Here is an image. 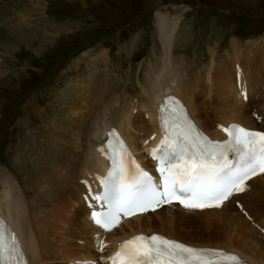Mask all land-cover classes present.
<instances>
[{
    "label": "rangeland",
    "instance_id": "rangeland-1",
    "mask_svg": "<svg viewBox=\"0 0 264 264\" xmlns=\"http://www.w3.org/2000/svg\"><path fill=\"white\" fill-rule=\"evenodd\" d=\"M181 6L170 55L192 63L195 73L208 71L203 87L212 101L219 97L225 109L228 100L236 104V63L244 79L263 74L264 83V0H0V175L18 184L30 209L81 155L74 144L100 99L139 93L149 64L161 59L156 12L174 14ZM199 93L197 111L210 124ZM85 99L81 118L76 105Z\"/></svg>",
    "mask_w": 264,
    "mask_h": 264
},
{
    "label": "bare ground",
    "instance_id": "bare-ground-1",
    "mask_svg": "<svg viewBox=\"0 0 264 264\" xmlns=\"http://www.w3.org/2000/svg\"><path fill=\"white\" fill-rule=\"evenodd\" d=\"M184 10L181 6L180 11L174 14L156 12L160 61L149 64L136 96L130 97L126 92H120L103 101L101 99L102 103L91 116L81 139L75 141L74 145L79 143L82 146H78L81 155L70 165L60 168L56 179L50 178L52 180L46 182L44 190L47 199L42 196L45 201L40 202L38 208L34 205L30 209L17 188L18 184L0 175V219L14 234L27 264H57L58 260L73 264L79 261L111 264L112 258L120 250L119 245L149 232L191 245L223 248L247 264H264V173L248 180L246 191L233 194L240 195L241 200L234 204L232 200L235 196L223 202L220 208L187 210L168 205L155 212L123 220L109 232L92 223L88 206L84 204L86 193L87 197L99 193L102 176L110 164L107 147L103 144L110 128L116 130L134 161L138 158L140 167L154 174L150 167L144 166L145 160L140 155L143 153L148 163L153 165L148 153L161 145L159 116L166 97L173 96L180 100L196 125L211 139H224L227 136L225 129L230 123L245 129H260L264 125L259 121L260 118L264 121V83L259 81L263 79V74H258L255 82L244 79L238 63L234 64L230 81V96L235 98L236 104L230 105L231 100H228L225 109L218 97L219 102L213 101L218 114L211 118L216 129L211 130L205 123L204 116L197 111L198 105H202L197 96L200 91L204 97L211 96L209 86L203 87L208 71L202 75L195 73L192 63L170 55L173 36ZM221 73L218 72L219 75ZM236 73L239 78L235 81ZM252 92L256 93L255 98L251 96ZM86 99L76 105L75 114L81 118L87 113ZM140 141L145 147L142 151L136 145ZM102 148L105 151L102 152ZM68 162H71L70 159ZM99 245L102 250L94 252L93 249H99ZM103 247H106L105 250Z\"/></svg>",
    "mask_w": 264,
    "mask_h": 264
},
{
    "label": "snow or ice",
    "instance_id": "snow-or-ice-1",
    "mask_svg": "<svg viewBox=\"0 0 264 264\" xmlns=\"http://www.w3.org/2000/svg\"><path fill=\"white\" fill-rule=\"evenodd\" d=\"M160 111L163 113L164 109ZM174 117V113L169 117L161 115L165 138L151 153L159 162L162 185L135 164L122 141L117 139L115 145H108L114 166L101 181L103 194L86 197L108 203L107 211L91 213L97 226L111 231L119 225L121 214L156 211L165 204L171 205L173 200L187 210L220 208L234 193L246 191L248 180L264 173V133L233 125L225 129L229 140L210 141L193 136L191 124L186 131H176L172 126ZM229 153L238 156V160H230ZM129 164L135 168L131 175ZM211 256L220 259L213 261ZM0 264H26L15 236L9 243L2 232ZM111 264H238V258L220 251L194 249L157 235H140L121 244Z\"/></svg>",
    "mask_w": 264,
    "mask_h": 264
}]
</instances>
